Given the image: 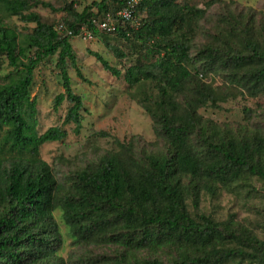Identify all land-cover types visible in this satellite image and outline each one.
<instances>
[{
    "label": "trees",
    "instance_id": "16d2710c",
    "mask_svg": "<svg viewBox=\"0 0 264 264\" xmlns=\"http://www.w3.org/2000/svg\"><path fill=\"white\" fill-rule=\"evenodd\" d=\"M77 1L58 8L68 17L62 24L72 31L69 36L31 10L37 5L57 10L49 3L0 0L4 16L34 24L30 32L21 33L0 16V55L9 67L0 82V264H264V239L231 217L215 220L201 212L192 214L187 202L191 199L198 209L202 192L213 195L246 175L264 179V135L219 133L198 109L218 107L223 95L191 73L194 61L204 60V66L229 70L249 94L264 93L261 29L241 39L234 24L230 32L236 40L226 51L206 45L191 56L187 32L204 10L178 0H141L135 10L138 29L122 28L115 35L139 37L157 53L150 69L130 66L124 78L129 86L141 78L156 80L157 98L147 112L165 138V149L138 157L131 141L121 143L116 151L74 171L64 184L39 156L43 143L62 140L66 132L60 126L36 132L34 70L55 58L63 92L53 94L52 107L66 101L62 123H74L78 132L83 100L73 90L69 68L82 82L86 79L71 38L86 25L116 56H123L107 41L108 34L89 22L114 13L125 0H93L80 10ZM89 54L103 69L120 75L100 53ZM57 209L73 245L66 259L59 254L62 234L53 215ZM164 248L175 256L163 260L139 254Z\"/></svg>",
    "mask_w": 264,
    "mask_h": 264
},
{
    "label": "rangeland",
    "instance_id": "374dc122",
    "mask_svg": "<svg viewBox=\"0 0 264 264\" xmlns=\"http://www.w3.org/2000/svg\"><path fill=\"white\" fill-rule=\"evenodd\" d=\"M53 8L37 5L31 8L46 22L58 25L68 19L58 10L70 0H41ZM93 0H78L75 8L80 10ZM195 9H203L204 14L191 22V30L187 32L190 42V54L208 45L226 51L229 44L236 40L231 35L230 26L235 25L234 32L244 39L256 29L264 34V0H178ZM143 16V14H141ZM0 16L6 26L18 32H30L33 23H26L16 16ZM107 41L119 49L123 56H116L112 49L105 46L103 39L95 36L85 40L80 36L72 37L70 43L76 53L78 67L85 77L82 82L72 68L69 76L73 90L82 96L81 127L73 130L74 123L63 124L67 109L64 101L57 109L52 107V96L63 92L55 58L45 59L34 70L31 96L36 97L37 113L35 130L43 133L52 126L62 127L66 135L62 140L45 142L39 147V156L46 161L59 182L67 184L74 171L97 161L101 156L116 151L121 143L132 142L134 155L140 157L149 153H160L165 149L166 141L153 126L148 109L154 107L157 98L156 80L144 79L129 86L124 78L126 70L133 65L150 69L157 53L148 42L134 36L124 39L115 34L106 35ZM242 45V42H239ZM95 51L102 55L112 66L119 68L120 75H112L102 68L100 63L89 54ZM245 53H250L245 49ZM204 60L194 61L191 73L196 80L211 85L216 92L223 95L218 107L199 108L198 113L219 133L226 131L237 136H248L253 132L264 135V93L251 95L241 85L238 78L223 67L203 65ZM197 69V70H196ZM9 70L7 59L0 55L1 77ZM188 207L192 214L201 212L215 220L229 217L240 226L251 229L260 239H264V179L259 176L246 175L221 187L213 195L202 192L198 201V209L188 198ZM62 234L59 254L66 259L70 249L71 237L62 220L59 209L53 212ZM102 250H99L101 252ZM105 251V250H104ZM97 252V250H96ZM144 257L159 256L167 260L175 256V252L164 248L158 253L141 251ZM246 264V262L242 263Z\"/></svg>",
    "mask_w": 264,
    "mask_h": 264
},
{
    "label": "built area",
    "instance_id": "2783aa9c",
    "mask_svg": "<svg viewBox=\"0 0 264 264\" xmlns=\"http://www.w3.org/2000/svg\"><path fill=\"white\" fill-rule=\"evenodd\" d=\"M141 0H125L124 4L114 13L107 12L102 17H93L90 20L92 28L107 34H115L120 29L129 28L137 30L140 26L139 18L135 14V10ZM57 29L64 35H72V31L66 29L64 24L57 25ZM77 35L85 40L94 39L93 31L86 25H80L77 28ZM128 34V32H127Z\"/></svg>",
    "mask_w": 264,
    "mask_h": 264
}]
</instances>
